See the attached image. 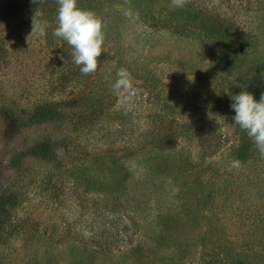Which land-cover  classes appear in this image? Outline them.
<instances>
[{
    "label": "rangeland",
    "instance_id": "374dc122",
    "mask_svg": "<svg viewBox=\"0 0 264 264\" xmlns=\"http://www.w3.org/2000/svg\"><path fill=\"white\" fill-rule=\"evenodd\" d=\"M78 6L103 24L87 75L57 0H0V264H264V156L229 98L264 94V0ZM48 138L57 158L13 166Z\"/></svg>",
    "mask_w": 264,
    "mask_h": 264
},
{
    "label": "clouds",
    "instance_id": "9594fccd",
    "mask_svg": "<svg viewBox=\"0 0 264 264\" xmlns=\"http://www.w3.org/2000/svg\"><path fill=\"white\" fill-rule=\"evenodd\" d=\"M173 6L182 7L184 0H172ZM56 27L53 35L63 39L72 49L73 62L81 73L87 75L97 69L98 57L102 54L104 42L103 24L92 10L80 8L78 0H57ZM40 11H34L32 32L44 35L47 24ZM264 76V73H261ZM118 79L113 84L114 90L131 87L130 76L125 68L117 72ZM230 107L234 111L232 120L255 144L257 151L264 156V94L259 100L242 87L236 94H229ZM239 166V161H233Z\"/></svg>",
    "mask_w": 264,
    "mask_h": 264
},
{
    "label": "trees",
    "instance_id": "16d2710c",
    "mask_svg": "<svg viewBox=\"0 0 264 264\" xmlns=\"http://www.w3.org/2000/svg\"><path fill=\"white\" fill-rule=\"evenodd\" d=\"M59 113L60 111L57 108V105L46 104V105L37 106L35 116L39 120H51V119L53 120L56 118V116ZM58 154H59L58 150L52 143L51 139L49 138L43 139V140L38 141L32 147H30L29 150L19 152V157L15 159V162L12 164L13 166L20 164V159H21V156L23 155H30L34 157L43 158V159H51V158H57ZM8 198H9V192L4 191L2 194H0V216L5 211V208L8 204L7 202Z\"/></svg>",
    "mask_w": 264,
    "mask_h": 264
}]
</instances>
